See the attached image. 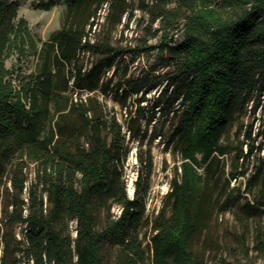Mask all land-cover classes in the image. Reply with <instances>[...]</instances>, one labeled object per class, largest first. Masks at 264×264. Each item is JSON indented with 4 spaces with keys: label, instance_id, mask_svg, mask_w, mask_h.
Wrapping results in <instances>:
<instances>
[{
    "label": "trees",
    "instance_id": "obj_1",
    "mask_svg": "<svg viewBox=\"0 0 264 264\" xmlns=\"http://www.w3.org/2000/svg\"><path fill=\"white\" fill-rule=\"evenodd\" d=\"M106 2L121 15L127 10L126 0H66L62 28L39 48L28 20L19 15L20 3L0 0V176L17 154L42 166L37 176L42 191L32 183L27 201L22 197L27 179L14 172L16 193L7 204L12 210L0 235V264H104L108 244L119 246L120 264L145 260L140 234L147 219V188L141 193L137 182L130 197L121 181L122 127L115 119L118 127H112L93 105L94 97L66 94L71 85L95 90L104 70L121 66L122 52L109 43L92 42L87 29ZM56 3L49 0L42 8L50 10ZM155 6L161 30H182L180 41L170 44L164 33L158 45L160 67L168 69L166 83L152 101V116L159 112L171 117L168 144L180 151L182 161L168 203L152 220L151 256L145 264H204L192 247L207 212L204 198L197 197L204 181L198 166L226 152L222 138L241 116L264 109V0H155ZM28 49L41 56L38 69L13 78L7 58ZM85 50L102 57L89 69L77 65L65 75L66 65H76ZM157 80L147 74L129 83L130 91L124 88V93L147 94ZM144 114L140 110L128 122L132 136L142 133ZM247 136L252 137V130ZM247 146L249 155L264 143ZM263 170L264 155L248 184ZM110 198L121 205V212L113 217L107 207L105 223L99 225L93 205ZM247 206L263 211L264 201ZM65 219H76L75 238L57 227ZM20 222L27 224L23 239L9 230ZM255 249L264 257V228Z\"/></svg>",
    "mask_w": 264,
    "mask_h": 264
},
{
    "label": "rangeland",
    "instance_id": "obj_2",
    "mask_svg": "<svg viewBox=\"0 0 264 264\" xmlns=\"http://www.w3.org/2000/svg\"><path fill=\"white\" fill-rule=\"evenodd\" d=\"M17 1L20 3L19 15L28 20L30 31L41 48L44 41L62 28L67 15L66 0H57L50 10L42 8L43 3L49 0ZM126 1L127 10L122 15L120 10L111 7L110 2L104 3L91 18L93 25L87 26L92 42H106L122 52L119 56L121 66L104 70L100 86L95 90L74 89L71 85L66 94L75 99L80 95L94 97L93 105L110 119L112 127L117 128L118 124L122 127L125 139L122 141L123 157L119 165L121 181L125 183L130 197L136 194L137 182L141 193L147 188V219L140 234L146 256L142 264H145L151 256L152 220L168 203L167 194L173 178L181 170L182 161L180 151L174 144H168L172 131L171 117L162 116L159 112L152 116L153 98L165 85L168 69L160 67L158 45L165 40L164 33L170 44L180 41L182 30L180 27L161 30L155 0ZM100 57L102 53L94 50L81 51L76 65H66L65 75H70V70L77 65L89 69ZM40 59L41 56L29 49L23 54L13 51L6 64L13 70V78L23 77L38 69ZM147 74L158 76L151 90L147 94L140 92L126 96L123 89L130 91L129 83L141 81ZM140 110H145L140 117L143 131L139 136H132L128 122ZM249 130H252L251 138L247 136ZM222 143L227 148L224 154H216L210 162L198 166L204 181L197 197L204 198L207 212L204 225L194 238L193 250L204 264H264V257L255 249L257 234L264 228V210H249L247 206V203L258 205L264 201V170L256 181L248 184L257 170L260 157L264 155V147L246 154L248 143H255L256 146L264 143V109L258 108L256 112L248 110L226 131ZM17 170L27 179L22 195L26 201L32 183L42 191V185L37 181L42 172L41 164L27 155L17 154L0 176V235L7 227V213L12 210V206L7 204L12 194L16 193L11 179ZM93 206L99 225L105 223L107 207L111 208L113 217L121 212V205L113 198L96 202ZM26 227V223L20 222L9 230L17 239H23ZM57 227L72 238L77 235L76 219L69 222L65 219ZM120 256L119 246L108 244L104 250V264H120Z\"/></svg>",
    "mask_w": 264,
    "mask_h": 264
}]
</instances>
